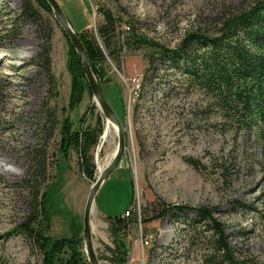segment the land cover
<instances>
[{"label":"rangeland","instance_id":"rangeland-1","mask_svg":"<svg viewBox=\"0 0 264 264\" xmlns=\"http://www.w3.org/2000/svg\"><path fill=\"white\" fill-rule=\"evenodd\" d=\"M56 1L75 32L95 33L103 20L100 10L105 9L122 18L120 30L125 21H134L139 33L176 50L188 32L211 33L215 20L250 0ZM20 12V0H0V264H43L30 239L14 230L28 211L22 185L28 150L47 145L49 180L43 190L51 217L48 234L69 237L70 220L82 223L90 186L112 160L117 133L111 126L106 134L107 122L92 94L86 92L80 105L68 109L67 40L53 12L41 11L38 23L14 21ZM43 19L52 24V77L36 60L45 37ZM156 52L153 47L127 49L120 63L107 57L105 64L108 81L102 90L123 121L125 148L118 167L97 191L91 211L99 264H117L108 217L121 215L132 193L140 219L146 204L158 198L214 208L235 257L264 264V141L227 117L212 96L189 86ZM99 116L103 128L92 149L96 173L91 181L79 171L75 151L59 152L60 125L68 118L76 127L83 117L85 125L95 126ZM192 217L185 209L129 226L124 264H199L202 241L192 245L193 231L186 225ZM81 248L85 255L84 244Z\"/></svg>","mask_w":264,"mask_h":264},{"label":"trees","instance_id":"trees-1","mask_svg":"<svg viewBox=\"0 0 264 264\" xmlns=\"http://www.w3.org/2000/svg\"><path fill=\"white\" fill-rule=\"evenodd\" d=\"M20 1L21 12L14 21L29 20L38 23L42 20L41 11L49 14L52 12L46 0ZM92 9L91 5V11ZM100 13L103 20L95 33L89 29L76 33L86 49L90 68L101 87L108 81L105 67L107 57L113 58L115 63H120L119 56L127 49L153 47L164 63L168 64V68L183 75L189 86L212 96L215 105L227 117L264 141V0H250L246 4L227 10L214 21L215 29L209 34L207 31L188 32L176 50H168L148 39L137 31L135 22L131 20L125 21L129 31L124 34L119 29L122 18L105 9H101ZM44 23V42L36 60L52 77V24L48 19H45ZM64 35L67 40L66 69L71 78L68 109L73 110L80 105L84 94H91V91L78 54L65 33ZM119 121L122 124L123 121ZM83 122L84 118L81 117L79 125L74 127L68 118L62 120L59 152L67 155L70 150L75 151L79 171L93 181L96 169L92 149L102 133V117L97 118L95 126L85 125ZM46 146L37 145L27 152L28 165L22 185L28 193V211L24 220L17 224L14 230L30 239L41 254L43 264H87L81 248V222L70 220L69 237L54 239L48 234L51 217L46 205V189L43 190L49 180ZM133 194L129 205L132 203ZM185 209L194 213V217L186 220L187 227L193 231L190 236L191 244L194 245L196 240L202 241L199 264H252L235 257L223 225L215 218L214 208L170 204L158 198L146 204L140 223L163 219ZM108 222L115 243L114 259L117 264H124L127 261L123 243L125 233L129 226L139 225L137 216L123 217L121 214L108 217ZM200 223L203 228H200Z\"/></svg>","mask_w":264,"mask_h":264},{"label":"water","instance_id":"water-1","mask_svg":"<svg viewBox=\"0 0 264 264\" xmlns=\"http://www.w3.org/2000/svg\"><path fill=\"white\" fill-rule=\"evenodd\" d=\"M49 4L57 23L62 31L66 34L69 41L74 47V50L78 54V57L82 63L86 81L93 98L96 101V105L100 109L101 113L105 117L106 122L115 124L117 127V147L113 154L112 160L105 166V168L99 172L98 176L90 186V190L84 205L83 218H82V238L84 244V252L86 255L87 264H99L98 257L95 253L92 230L90 223L91 211L94 205L95 195L110 173L118 167L121 158L123 156L125 148V132L123 125L119 121L114 109L104 96L101 85L99 84L95 74L90 68L88 55L86 49L79 38L78 34L70 26L66 16L61 10L56 0H46Z\"/></svg>","mask_w":264,"mask_h":264},{"label":"built area","instance_id":"built-area-1","mask_svg":"<svg viewBox=\"0 0 264 264\" xmlns=\"http://www.w3.org/2000/svg\"><path fill=\"white\" fill-rule=\"evenodd\" d=\"M122 27H124V28H121L122 32H124V34L128 33L129 26L127 24H123ZM132 83L137 86L136 77H134V79H132ZM132 215L137 216L138 223L140 224V205L138 202H134L133 200H132V203L122 213L123 217H130ZM145 240H146V238H145Z\"/></svg>","mask_w":264,"mask_h":264},{"label":"bare ground","instance_id":"bare-ground-1","mask_svg":"<svg viewBox=\"0 0 264 264\" xmlns=\"http://www.w3.org/2000/svg\"><path fill=\"white\" fill-rule=\"evenodd\" d=\"M111 126H113V127L115 128L116 133H117V127H116V125L107 122V130H106V134H107L108 130L111 128ZM107 164H108V163H106L105 166H106ZM104 168H105V167H104ZM104 168H103V169H104ZM103 169H102V170H103ZM102 170H101V171H102Z\"/></svg>","mask_w":264,"mask_h":264},{"label":"crops","instance_id":"crops-1","mask_svg":"<svg viewBox=\"0 0 264 264\" xmlns=\"http://www.w3.org/2000/svg\"><path fill=\"white\" fill-rule=\"evenodd\" d=\"M93 207L95 208V206L93 205Z\"/></svg>","mask_w":264,"mask_h":264}]
</instances>
